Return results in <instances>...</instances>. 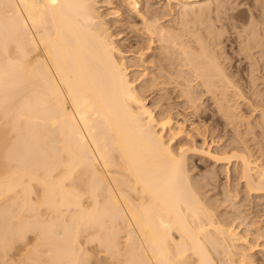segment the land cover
<instances>
[{"label": "bare ground", "instance_id": "bare-ground-1", "mask_svg": "<svg viewBox=\"0 0 264 264\" xmlns=\"http://www.w3.org/2000/svg\"><path fill=\"white\" fill-rule=\"evenodd\" d=\"M122 1L141 23L125 52L97 0H0V264H264V164L244 146L182 144L186 112L206 95L227 126L245 116L220 37L193 21L226 0ZM190 151L234 165L259 204L218 213L190 176Z\"/></svg>", "mask_w": 264, "mask_h": 264}, {"label": "rangeland", "instance_id": "rangeland-1", "mask_svg": "<svg viewBox=\"0 0 264 264\" xmlns=\"http://www.w3.org/2000/svg\"><path fill=\"white\" fill-rule=\"evenodd\" d=\"M157 1H162L161 4H165L166 1L164 2V0H157ZM230 1V2H229ZM98 4H97V7L100 11V13L103 15L104 13V17L106 15L107 19L106 21H109L107 23L108 24V28H111L110 29V33L114 34V38L113 40L116 41L117 44H120L118 47L121 48L122 51H127V46L129 45L130 42H134L136 41L137 38H139V36L137 35V32L135 29H141V23L140 21H137L136 23L132 22V20L134 19V14L132 16V13L129 9H127L126 5H125V2L123 4V1L122 0H97ZM108 2H111V4L113 5H109L110 3ZM108 3V4H107ZM256 3V4H255ZM260 4V5H259ZM264 0H226L225 1V7H222V8H219V9H214L216 7H213L211 11H209V14H206L203 18L202 17H199V18H195L193 19L194 23L196 24V27L195 29H199L201 32H203L204 36H206L207 38H210L209 35L207 34L209 31H211L212 33H215L214 36H217V37H220V41H219V46L222 44L224 45L223 48L225 49L224 52H227V53H224L225 55H223L222 57H225L227 60L231 59L229 62L226 61V65L228 66L229 71L230 73H234V81L236 83H238V85L240 84V86L242 87H239L241 90L243 89V92L242 91V97L239 98V102L241 101V106L239 108V111L241 113V115H245L243 116L244 119H251L250 121L248 120H245V122L243 121V124H242V120L244 119H240L239 121L241 123H239V121L236 123V128L239 129L238 133H241V135L236 132V128L234 127L235 124H231L227 126V122H224V118L222 120L221 118V114L218 113V111L216 110V100L208 97L207 95L204 96L203 95V90L202 89H196L195 90V98L196 96H198V99L200 97V99L203 97L202 99V103L199 104V111L198 113H195L194 115L192 113H190L191 110H187V116H186V119H187V123H186V129H188L186 131V133H188L189 135L186 134L185 137H183L182 141V144L185 145L186 147L188 148H201L202 146L203 147H207L208 145L209 146H212L214 148V150L216 149V147L219 146V144H216L217 142L220 143L221 145V148L223 147H229L228 148H233V147H236V148H241V149H245V148H248V150L253 153L252 151H254V153L256 155H254V160H257V163L260 162V164H264V124H263V119L260 120V118H263V117H260L262 116L263 114L262 113V110L264 109V100H263V97H264ZM124 5V6H123ZM258 7H257V6ZM117 6V7H116ZM110 7V8H109ZM124 7V8H123ZM254 7V8H253ZM257 7V8H256ZM120 11H118V10ZM221 9V10H220ZM127 10V11H126ZM129 10V11H128ZM113 11H118L120 13H117V12H113ZM199 11V10H198ZM215 11V12H213ZM218 11V12H217ZM111 12V13H110ZM113 12V13H112ZM212 12V13H210ZM217 12V13H216ZM231 12V13H230ZM114 14L113 16L109 15V14ZM117 13V14H115ZM121 16H119V15ZM210 14H211V17H210ZM116 15V16H115ZM209 15V16H208ZM251 15V16H250ZM115 16V17H114ZM105 17V18H106ZM124 17V18H123ZM128 19V18H130ZM206 17V18H205ZM209 17V18H208ZM233 17V18H232ZM260 17V18H259ZM255 18V19H254ZM260 19V22L258 21V19ZM168 19V18H167ZM171 19V17H170ZM169 19V20H170ZM203 19H206L207 21L203 20ZM209 19V20H208ZM257 19V20H256ZM263 19V20H262ZM122 20V21H121ZM124 20V21H123ZM200 20V21H199ZM119 21V22H118ZM129 23H128V22ZM198 21L200 23H198ZM202 21V23H201ZM212 21V22H211ZM121 22V23H120ZM205 22V23H204ZM210 22V23H209ZM214 22V23H213ZM263 22V23H262ZM117 23V24H116ZM129 24V25H126V24ZM131 23V24H130ZM133 23V24H132ZM213 23V24H212ZM251 23V24H250ZM261 23V24H260ZM121 24V25H120ZM122 24H123V27H122ZM134 24H136V28L133 29L134 27ZM139 26H138V25ZM194 24V25H195ZM200 24V25H199ZM203 24V25H202ZM192 25V26H194ZM199 25V26H197ZM208 25V26H207ZM213 27H212V26ZM114 26V27H113ZM257 26V27H256ZM133 27V28H132ZM138 27V28H137ZM201 27V28H200ZM203 27V28H202ZM207 27V28H205ZM211 29H210V28ZM248 27V29H247ZM253 27V28H252ZM113 28V29H112ZM238 28V30H237ZM250 28V29H249ZM256 28V29H255ZM133 29V30H132ZM202 29V30H201ZM213 29V31H212ZM216 29V30H215ZM244 29H246L244 31ZM253 29V30H252ZM115 30V31H114ZM205 30V31H204ZM248 30V31H247ZM252 30V31H251ZM262 30V31H261ZM119 31V32H118ZM215 31V32H214ZM235 33H234V32ZM251 31V32H250ZM257 31V32H256ZM237 32V33H236ZM247 32V33H246ZM206 33V34H205ZM217 33V35H216ZM221 33V34H219ZM255 33V34H253ZM119 34V35H118ZM242 34V35H241ZM253 34V35H252ZM260 34V35H259ZM131 35V36H130ZM222 35V36H221ZM245 35V36H244ZM247 35H249L247 37ZM238 36V37H237ZM240 36V37H239ZM251 36V37H250ZM260 36V37H259ZM227 37V38H226ZM241 37H244L243 39ZM231 38V39H230ZM128 39V40H127ZM241 39V40H239ZM247 39V41H246ZM249 39V40H248ZM251 39V40H250ZM263 39V40H261ZM229 40V41H228ZM244 40V41H243ZM127 41V42H126ZM223 43H222V42ZM235 41V42H234ZM239 41V42H238ZM250 41V42H249ZM258 41V42H257ZM261 41V42H260ZM245 42V43H244ZM247 42V43H246ZM257 42V43H256ZM149 41H147V45H148ZM241 43V44H240ZM245 44V45H242ZM254 43V44H253ZM116 44V45H117ZM221 45V47H222ZM253 45V46H252ZM262 45V46H261ZM159 44H155V46L153 47L155 50H154V56H157V54L160 52L158 49H159ZM242 46V47H241ZM252 48H251V47ZM255 46V47H254ZM235 47V48H234ZM241 47V48H240ZM245 50H244V48ZM261 47V48H260ZM220 47H218L217 49H219ZM248 48V49H247ZM250 48V49H249ZM257 48L260 50L258 51ZM263 48V51H261V49ZM240 49V50H239ZM256 50L255 52L253 50ZM252 50L254 52V55L252 54L253 52H250ZM258 51V52H257ZM242 52V53H241ZM263 52V53H262ZM238 53V54H237ZM241 53V54H240ZM244 53V54H243ZM247 53V54H246ZM251 53V54H249ZM260 53V54H259ZM261 53H262V56H261ZM228 54V55H227ZM259 55V56H256ZM248 55V57L246 56ZM251 55V56H250ZM133 54L130 53V57H126V64L127 65H130L129 61L131 62L130 59L133 58ZM227 56V57H226ZM242 56V57H241ZM253 58V59H250V57ZM253 56V57H252ZM248 59H246V58ZM260 57V59L258 58ZM263 57V59L261 58ZM224 58V59H225ZM257 59V60H256ZM262 59V60H261ZM129 60V61H128ZM255 60V61H258L257 64H255L256 62L255 61H252ZM261 60V61H259ZM233 61V62H232ZM251 61V62H250ZM249 62V63H248ZM231 63V64H230ZM253 63V64H252ZM250 64H251V67H250ZM231 65V66H230ZM248 65V66H247ZM252 65H254L252 67ZM257 65V66H256ZM236 67V68H235ZM258 67V68H257ZM252 68L254 69L252 71ZM243 69V70H242ZM243 71V72H242ZM248 71V72H247ZM249 71L250 73H253L256 74V77L255 75L252 76V78L249 79ZM241 72V73H240ZM236 73V74H235ZM244 73V76H242ZM240 76V77H239ZM245 76L247 78V81L245 79ZM248 76V77H247ZM244 78L243 80H240L242 78ZM250 77H251V74H250ZM258 77V78H257ZM236 79V80H235ZM252 79V80H251ZM256 79V80H255ZM261 79V80H259ZM259 80V82H258ZM251 81V82H250ZM257 81V82H256ZM251 83V85H250ZM257 83V84H255ZM245 86H244V85ZM254 84V85H253ZM256 85V86H255ZM252 87V88H251ZM253 88H254V93H253ZM257 88V89H256ZM202 90V91H201ZM200 91V93H198ZM258 91V92H257ZM244 93V94H243ZM252 93V95H251ZM257 93V94H256ZM260 93V94H259ZM254 95H257L256 97ZM259 95V96H258ZM206 97V98H205ZM243 97L245 100H243ZM258 97V98H257ZM212 100H210V99ZM257 98V99H256ZM262 98V100H261ZM197 99V98H196ZM242 99V100H241ZM249 99V100H248ZM177 100V99H176ZM174 100L173 103H177L179 104L180 101H176ZM214 100V101H213ZM261 100V101H259ZM201 101V100H200ZM250 102V103H246V102ZM152 102V101H151ZM150 102V103H151ZM263 102V103H261ZM175 103V104H176ZM199 103V102H198ZM204 103V104H203ZM253 103V106L252 108L250 107ZM258 103V104H257ZM257 104V105H256ZM262 104V105H261ZM185 103H182V106H184ZM202 105V106H201ZM204 105V106H203ZM215 108H214V106ZM261 106L260 108H257L256 110V107H259ZM242 107V108H241ZM254 107V108H253ZM205 110H204V109ZM245 108V109H244ZM182 109L181 107L179 108V110ZM251 109V110H250ZM252 109L254 111H252ZM258 109H260V113L258 112ZM243 111V112H242ZM193 112V110L191 111ZM210 112V113H209ZM249 112V113H248ZM252 112V113H251ZM189 113V114H188ZM201 113V114H200ZM218 113V114H217ZM192 114V115H191ZM198 114V115H197ZM210 114V115H209ZM217 114V115H216ZM221 116H220V115ZM248 114V115H247ZM253 114V115H252ZM196 115V116H195ZM194 118H192V117ZM248 116V117H247ZM253 116V117H252ZM258 116V117H257ZM197 117V119H196ZM206 117V118H205ZM220 117V118H219ZM252 117V118H251ZM192 119V120H191ZM194 119V120H193ZM199 119V120H198ZM226 121V120H225ZM254 123H252V122ZM261 123H260V122ZM192 122V123H190ZM250 122V126L246 127V125H248V123ZM257 122V123H256ZM197 123V124H196ZM226 123V124H225ZM211 124V125H210ZM245 124V125H244ZM262 124V125H261ZM192 125V126H191ZM196 128H195V126ZM223 125V126H222ZM242 127H240V126ZM259 125V126H258ZM190 126L191 128H188ZM198 126V127H197ZM233 126V127H232ZM254 128H253V127ZM257 126V127H256ZM263 126V127H262ZM193 127V128H192ZM207 128V130L205 131L204 128ZM228 127V128H227ZM232 127V128H231ZM250 127L251 130L253 129V131L250 130ZM262 127V128H260ZM195 128V130H194ZM197 128H200L199 130ZM235 128V129H233ZM242 128V129H240ZM244 128V130H243ZM249 130H248V129ZM256 128V129H255ZM247 129V132H245V130ZM194 130V131H192ZM232 130V131H231ZM202 131V133H201ZM240 131H244V133L248 134L249 135H246ZM199 132V133H198ZM258 133V134H257ZM212 134H213V137H212ZM218 134V135H217ZM243 134V135H242ZM255 134V135H254ZM260 134V135H259ZM246 135V136H245ZM192 138H191V137ZM261 136V137H260ZM187 137V138H186ZM189 137L191 138L190 140ZM216 137V138H215ZM236 137V138H235ZM244 137H246L244 140ZM205 138V139H204ZM242 138V139H241ZM255 138V140L253 139ZM192 140V141H191ZM205 140V141H203ZM223 140V142H222ZM234 141V142H233ZM250 143H249V142ZM257 141V142H256ZM187 142V143H186ZM212 144H211V143ZM214 142V143H213ZM241 142H244L242 144H240ZM205 143V144H204ZM249 143V144H248ZM239 144V145H238ZM247 144V145H246ZM255 144V145H254ZM214 145V146H213ZM241 145V146H240ZM177 146V144H175V147ZM190 146V147H189ZM198 146V147H197ZM244 146V147H242ZM259 146V147H258ZM255 147V148H254ZM258 147V148H257ZM250 148V149H249ZM254 148V149H252ZM257 149V151H256ZM260 150V151H259ZM260 152V153H257V152ZM193 153V154H192ZM262 153V154H261ZM198 154V155H197ZM261 154V155H260ZM263 155V156H262ZM260 158V159H258ZM188 166H189V170H190V176L193 180L194 183H196L200 188V192H202V196L204 199H206V201H210V203H212L213 201V204L216 203V207H217V210L219 209L218 213L220 212L222 215L224 214L225 217H232L233 215L232 214H237L238 213V210L240 209H247L250 207V206H254L255 203H257V201H253L251 199V197H248L245 193H243L244 191H242L243 189L241 188L242 186L241 185H238L237 182H234V165L230 167V172H228V170L226 169L227 166L225 165H216L210 158H208L206 155H202L200 154L199 152H194V151H190L189 154H188ZM262 160V161H261ZM192 164V165H191ZM221 173H220V171ZM211 172V173H209ZM228 172V174H227ZM219 173V174H218ZM207 175V176H206ZM214 175V177H213ZM231 176V180H227L228 176ZM215 178V179H213ZM204 179V180H203ZM206 180V181H205ZM222 180V181H221ZM218 182V183H217ZM228 184H227V183ZM200 184V185H199ZM204 185V186H203ZM217 185V186H216ZM228 185V187L226 186ZM239 187H238V186ZM209 186V187H208ZM232 186V187H231ZM215 187V188H214ZM232 188L233 191L235 190H239V191H242L241 193L243 194H239V197L238 199L240 200H234L236 201L235 203L232 202V199H228V195L229 193L227 194V190ZM235 188V189H234ZM212 189V190H210ZM242 189V190H241ZM207 191V192H206ZM211 192V193H210ZM206 194V195H205ZM232 194V193H231ZM211 195V196H210ZM225 195V196H224ZM233 195V194H232ZM230 195V196H232ZM219 196V197H218ZM245 196V198H244ZM207 197V198H206ZM243 197V199H242ZM247 197V198H246ZM212 198V199H211ZM214 198V199H213ZM219 198V199H218ZM228 200V203H227V200ZM231 198V197H230ZM223 199V200H222ZM245 199V200H244ZM225 200V201H224ZM250 200V201H249ZM264 200V198H263ZM212 201V202H211ZM218 201V202H217ZM231 201V202H230ZM240 201V202H239ZM253 201V202H252ZM244 202V203H243ZM246 202V203H245ZM233 203V205L231 204ZM242 203L243 205H240ZM251 205H248L250 204ZM254 203V204H253ZM259 203L261 204L259 206V210L263 209V214H264V208H262V205L264 207V201H260L259 200ZM257 203V204H259ZM263 203V204H262ZM218 204H220L219 207ZM226 204V205H225ZM230 204V205H229ZM236 204H237V208H236ZM247 204V205H246ZM257 204H255V206H257ZM235 205V206H234ZM246 205V206H245ZM230 207V208H229ZM243 207V208H241ZM261 207V208H260ZM240 208V209H239ZM223 209V210H222ZM232 209V210H231ZM229 210V211H228ZM237 210V211H236ZM234 211V212H233ZM236 211V212H235ZM229 214V216H228ZM231 214V215H230ZM262 214V213H261ZM263 214H262V220L263 219ZM252 219L249 217V220ZM254 219H252L253 221ZM257 220V219H255ZM260 220V219H258ZM30 241V240H29ZM16 259H18V257H16Z\"/></svg>", "mask_w": 264, "mask_h": 264}]
</instances>
